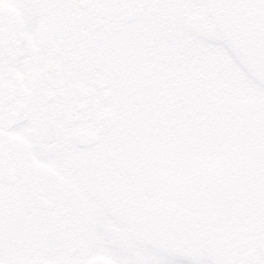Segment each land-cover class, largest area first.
<instances>
[{
    "label": "flooded vegetation",
    "instance_id": "af4514ba",
    "mask_svg": "<svg viewBox=\"0 0 264 264\" xmlns=\"http://www.w3.org/2000/svg\"><path fill=\"white\" fill-rule=\"evenodd\" d=\"M113 1L141 26L102 19L97 0H0V226L23 221L26 233L8 240L29 251L15 264H130L129 240L159 242L178 225L174 180L130 178L128 155H113L126 151L113 36L157 31L161 0ZM207 1L233 28L242 19L264 32L242 12L264 0ZM254 223L222 236L212 264H264V221Z\"/></svg>",
    "mask_w": 264,
    "mask_h": 264
},
{
    "label": "rangeland",
    "instance_id": "374dc122",
    "mask_svg": "<svg viewBox=\"0 0 264 264\" xmlns=\"http://www.w3.org/2000/svg\"><path fill=\"white\" fill-rule=\"evenodd\" d=\"M161 10L157 31L113 36V109L126 146L113 155H128L130 178L174 180L178 209L171 239L129 240V262L209 264L222 236L264 221V32L232 17L233 28L207 0H161ZM22 222L0 226V264L28 255L8 240L26 233Z\"/></svg>",
    "mask_w": 264,
    "mask_h": 264
},
{
    "label": "water",
    "instance_id": "95a60500",
    "mask_svg": "<svg viewBox=\"0 0 264 264\" xmlns=\"http://www.w3.org/2000/svg\"><path fill=\"white\" fill-rule=\"evenodd\" d=\"M110 21H124V22H131L135 19V17H128V18H108ZM262 19L264 21V15H262Z\"/></svg>",
    "mask_w": 264,
    "mask_h": 264
}]
</instances>
